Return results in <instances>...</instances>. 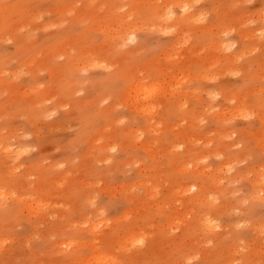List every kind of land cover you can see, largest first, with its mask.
<instances>
[{
  "label": "rangeland",
  "instance_id": "1",
  "mask_svg": "<svg viewBox=\"0 0 264 264\" xmlns=\"http://www.w3.org/2000/svg\"><path fill=\"white\" fill-rule=\"evenodd\" d=\"M262 190L264 0H0V264H264Z\"/></svg>",
  "mask_w": 264,
  "mask_h": 264
},
{
  "label": "bare ground",
  "instance_id": "2",
  "mask_svg": "<svg viewBox=\"0 0 264 264\" xmlns=\"http://www.w3.org/2000/svg\"><path fill=\"white\" fill-rule=\"evenodd\" d=\"M261 192H264V190H262ZM111 258V257H110Z\"/></svg>",
  "mask_w": 264,
  "mask_h": 264
}]
</instances>
